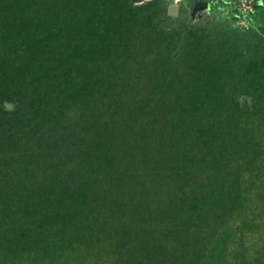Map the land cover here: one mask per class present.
Listing matches in <instances>:
<instances>
[{
	"label": "rangeland",
	"instance_id": "1",
	"mask_svg": "<svg viewBox=\"0 0 264 264\" xmlns=\"http://www.w3.org/2000/svg\"><path fill=\"white\" fill-rule=\"evenodd\" d=\"M0 264H264V0H0Z\"/></svg>",
	"mask_w": 264,
	"mask_h": 264
}]
</instances>
